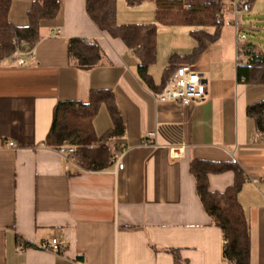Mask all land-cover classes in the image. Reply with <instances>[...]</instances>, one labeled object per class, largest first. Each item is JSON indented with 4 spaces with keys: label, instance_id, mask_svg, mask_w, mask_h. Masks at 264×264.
Returning <instances> with one entry per match:
<instances>
[{
    "label": "crops",
    "instance_id": "0c3cea01",
    "mask_svg": "<svg viewBox=\"0 0 264 264\" xmlns=\"http://www.w3.org/2000/svg\"><path fill=\"white\" fill-rule=\"evenodd\" d=\"M35 0H12L10 20L28 24ZM228 12L218 41L191 64L208 87L201 100L157 102L174 55L190 54L195 27L158 26L153 85L138 74V58L119 38L101 31L86 0H63L55 19L42 21L35 59L0 62V264H228L220 227L206 212L191 173L200 159L238 165L245 174L239 201L249 223L251 264H264V133L248 106L264 99V82L238 78V46L256 27ZM213 33L214 28H206ZM87 37L104 63L81 69L70 63L69 40ZM92 89H111L125 130L109 142L125 150L124 168L89 171L47 145L61 100L87 102ZM98 136L113 127L103 104L94 119ZM150 133L149 143L145 142ZM14 142L13 147L5 144ZM184 144L183 158L172 146ZM234 170L209 174L223 192ZM64 241L60 253L39 246ZM19 241L25 249H19Z\"/></svg>",
    "mask_w": 264,
    "mask_h": 264
},
{
    "label": "trees",
    "instance_id": "16d2710c",
    "mask_svg": "<svg viewBox=\"0 0 264 264\" xmlns=\"http://www.w3.org/2000/svg\"><path fill=\"white\" fill-rule=\"evenodd\" d=\"M63 0H35L28 11V24H14L9 13L12 0H0V62L14 57L21 50L24 57L34 51L41 39L42 21L55 19ZM128 4H140L147 0H126ZM155 4L156 23L120 24L117 19V0H86V12L95 25L114 38L121 39L134 50L138 58V74L151 86L153 80L149 68L157 59L158 26H188L200 29L192 31L196 45L190 54H174L164 73L165 85L171 75L180 67L191 65L218 41L227 13L243 11V0H152ZM252 5V0H244ZM206 28H214L208 32ZM238 78L248 84L264 82V49L250 40H240L238 46ZM26 60V59H25ZM70 63L81 69H91L104 63L101 46L87 37H72L69 40ZM165 87V86H164ZM164 90V89H163ZM105 104L113 127L98 136L94 119L100 107ZM248 113L254 117L264 133V99L248 106ZM125 130L116 96L111 89H92L87 102L61 100L55 107L54 122L47 137V145L54 149L62 146L75 147V162L84 170L98 171L110 168L114 163L109 151V142ZM234 170V183L223 192L211 191L209 174ZM191 173L195 177L200 200L211 217L212 223L221 228L224 258L236 264H251V237L249 223L239 201L245 174L236 164L210 162L194 159ZM176 256L178 264H187Z\"/></svg>",
    "mask_w": 264,
    "mask_h": 264
},
{
    "label": "built area",
    "instance_id": "2783aa9c",
    "mask_svg": "<svg viewBox=\"0 0 264 264\" xmlns=\"http://www.w3.org/2000/svg\"><path fill=\"white\" fill-rule=\"evenodd\" d=\"M243 6V11L248 12L250 10V5L246 1L241 2ZM237 13V12H236ZM25 53L18 50L14 57L18 60L20 65L26 64L24 57ZM29 59L34 60L35 55L33 51L28 53ZM208 93V87L206 83V77L203 72L195 69L191 65H185L178 68L168 79L164 90L156 95L157 102H181L186 103L189 101L201 100ZM154 136V133H150L146 137L145 142L149 143L150 137ZM7 147H13L14 142L9 141L5 144ZM62 155H67L74 158L76 154L75 147L62 146L58 149ZM109 151L116 169H123L124 162L123 157L125 155V150H119L114 146H109ZM186 146L184 144L172 146L170 148V155L173 159H180L185 156ZM19 249H25V243L19 241ZM227 241H224V245ZM64 241L59 238H54L50 242H44L39 247L46 250H51L60 253L64 246ZM227 261V260H226ZM228 264H236L235 262H229Z\"/></svg>",
    "mask_w": 264,
    "mask_h": 264
},
{
    "label": "rangeland",
    "instance_id": "374dc122",
    "mask_svg": "<svg viewBox=\"0 0 264 264\" xmlns=\"http://www.w3.org/2000/svg\"><path fill=\"white\" fill-rule=\"evenodd\" d=\"M253 11L242 14L241 18L256 27L250 38L264 44V0H252ZM117 19L120 24L156 23L155 4L152 0L140 4H128L126 0H117Z\"/></svg>",
    "mask_w": 264,
    "mask_h": 264
}]
</instances>
